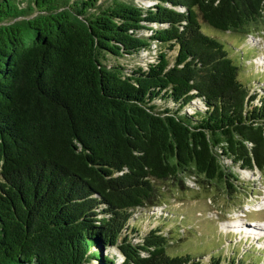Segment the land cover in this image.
Instances as JSON below:
<instances>
[{
	"label": "trees",
	"instance_id": "obj_1",
	"mask_svg": "<svg viewBox=\"0 0 264 264\" xmlns=\"http://www.w3.org/2000/svg\"><path fill=\"white\" fill-rule=\"evenodd\" d=\"M152 1L0 0V264H204L134 213L188 177L231 192L226 159L264 178V69L239 50L264 0Z\"/></svg>",
	"mask_w": 264,
	"mask_h": 264
},
{
	"label": "rangeland",
	"instance_id": "obj_2",
	"mask_svg": "<svg viewBox=\"0 0 264 264\" xmlns=\"http://www.w3.org/2000/svg\"><path fill=\"white\" fill-rule=\"evenodd\" d=\"M137 2L146 7L154 3L152 0H137ZM258 30L260 32L254 36L239 39V50L244 46L250 50L259 47V49L256 47L259 52L253 53L257 57L251 54L250 58L246 59L250 62L243 71L245 77L257 73V68L264 69V22ZM227 42L233 46L236 41L228 39ZM169 54L175 55V52ZM155 56L156 51H144L139 56L127 60L121 59L120 62L126 64L128 68H134L153 62ZM256 85L251 86L253 93L263 90L262 85ZM225 162L233 168L238 180L234 182L235 188L231 189V192L220 188L214 182L203 181L194 176L180 183L177 181L173 182L174 184L168 183L164 186L166 196L161 201L163 206L134 213L135 220L139 221L141 233L161 226L159 220L170 218L166 220L177 226L183 224L182 228L179 227L182 234L181 243L173 246L174 251L192 253L202 248L203 253H198L200 255L198 257L202 258L204 264L209 263L212 253L220 254L222 264H264V236L259 238L254 235L247 236L244 232L233 228L236 223L245 228H259L258 225H264V178L258 170L240 169L228 159ZM165 227V231L168 232L172 225ZM102 252L115 259V264H122L124 261L115 247L102 248ZM86 264H97V262Z\"/></svg>",
	"mask_w": 264,
	"mask_h": 264
},
{
	"label": "bare ground",
	"instance_id": "obj_3",
	"mask_svg": "<svg viewBox=\"0 0 264 264\" xmlns=\"http://www.w3.org/2000/svg\"><path fill=\"white\" fill-rule=\"evenodd\" d=\"M255 223V222H254ZM237 225V228H236ZM259 228H255V227H248L245 228L244 226H240L239 223L234 224L233 228L237 229V231H242L244 232V235L246 234L247 236L249 235H254V237H258L259 236H264V225L260 224L258 225ZM261 227V228H260ZM243 235V234H242Z\"/></svg>",
	"mask_w": 264,
	"mask_h": 264
}]
</instances>
